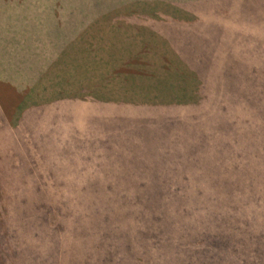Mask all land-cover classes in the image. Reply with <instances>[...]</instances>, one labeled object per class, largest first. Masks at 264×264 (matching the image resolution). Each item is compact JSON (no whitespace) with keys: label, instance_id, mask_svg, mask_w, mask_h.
I'll return each instance as SVG.
<instances>
[{"label":"rangeland","instance_id":"obj_1","mask_svg":"<svg viewBox=\"0 0 264 264\" xmlns=\"http://www.w3.org/2000/svg\"><path fill=\"white\" fill-rule=\"evenodd\" d=\"M95 17L134 55L160 35L172 99L16 118L34 70L105 49ZM8 36L32 67L0 62V264H264V0H0Z\"/></svg>","mask_w":264,"mask_h":264},{"label":"crops","instance_id":"obj_2","mask_svg":"<svg viewBox=\"0 0 264 264\" xmlns=\"http://www.w3.org/2000/svg\"><path fill=\"white\" fill-rule=\"evenodd\" d=\"M92 23L107 33V36L103 37L105 49L101 50L96 48L93 52L86 54V62H80L83 52L79 50L78 64L84 66H80L77 74L75 75L74 73L73 76L72 74L68 75L66 73L67 69H65L63 65H66L68 59H64L60 53L52 58L50 62L51 65L49 64L50 70L48 75H43L44 72L41 70H34L33 77L35 81L32 83L30 91L27 85L21 84L23 91L19 93L23 95L22 99H24V104L23 108L21 105L18 107V110H21V113L24 112V109L29 108L31 110L15 116L16 118L21 115V117L29 118L31 123L34 122L36 125L41 124L43 117H37L34 112L44 109V107L47 106L57 107L60 101L62 104H66L67 100L65 101L59 98L48 100L50 96L48 93L49 85H57V82L63 78L68 81V85L72 86L71 89L70 86H67L68 90L66 91L74 90L75 92V87L77 86L83 89L81 85L87 88L83 89L85 93H78L75 99L79 102V108L82 112L89 114L91 110L92 117L95 119L93 123L94 126L99 120L109 115L113 109L119 110V108L134 105L141 106L142 108L152 107L155 106L153 104L154 102L162 104L161 100L172 99L170 96L173 94L170 92L162 95L152 88V84L155 83L156 79L163 76V68L152 62H157V59L159 60L160 57H163L165 61H169V67L170 61L174 63L178 61L179 66H183V64L178 60L175 53L167 51L166 45L163 43V40L160 39L159 34L153 33L146 36V38L150 37L147 42L151 44V46H149L151 50H143L142 52L144 53L139 54V52L134 55L125 46V43L132 37L126 35L124 32L121 33L117 31L115 34L113 31H108L105 27V23H97L96 20L92 21ZM7 31H9V29H7ZM27 34L26 31L24 36L26 37ZM100 35L101 34L94 36L99 37ZM20 39H22L21 36ZM11 40L13 42L15 41L14 38L10 39V36L4 38V47H2V49L0 48V56H3L0 57V62H2L3 66H8L9 70H11V75H15L16 70L24 69L26 66L30 65V62H28V64L26 62L28 57L16 59V55L26 51V49L22 48V46H19L17 49L14 44H11ZM152 46H154L155 49L152 50ZM125 49H128L130 52H125ZM35 59L38 61L39 57L37 56ZM91 60L93 61L91 62ZM161 63L164 62L161 61ZM30 67H32V63ZM183 71L186 72L184 67ZM78 72L82 76L79 75ZM22 73L23 72L19 74L21 75ZM26 92L28 93L24 96ZM21 100L20 102L22 103ZM28 101L32 102L35 108L28 105ZM35 101H38V106H36ZM125 101H127V103H124ZM31 115H34V118L31 117ZM81 126H84V124ZM106 127H104L103 130Z\"/></svg>","mask_w":264,"mask_h":264},{"label":"trees","instance_id":"obj_3","mask_svg":"<svg viewBox=\"0 0 264 264\" xmlns=\"http://www.w3.org/2000/svg\"><path fill=\"white\" fill-rule=\"evenodd\" d=\"M96 18L97 17H95L94 19H92V21L96 20ZM141 53H144V52H141ZM141 53H139V54H141ZM178 60H180V59L178 58ZM156 61L159 63V61H162V60L161 59H159V60L157 59ZM163 62H166V61H163ZM180 62H181V60H180ZM183 65H184V69H185V64H183ZM67 86H70V85H68V81L66 79H64V80L61 79L60 81L57 82V85L50 84L49 85V87H50L49 88L50 89V91H49L50 96H49L48 100H50V99H56V98H61V96H62L61 94L63 92L65 94H73V96L76 97V95H78V93H85V91L83 89H87L84 85H81L83 87V89L82 88H78V86H77V87H75V90H76L75 92H74V90L73 91L72 90L66 91V90H68ZM71 88H72V86H70V89ZM28 92L24 93V96L27 95Z\"/></svg>","mask_w":264,"mask_h":264}]
</instances>
